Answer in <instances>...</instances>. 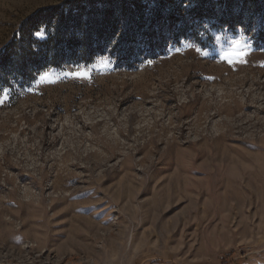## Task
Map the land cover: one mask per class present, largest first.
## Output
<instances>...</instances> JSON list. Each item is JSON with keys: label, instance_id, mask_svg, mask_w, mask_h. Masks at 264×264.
I'll use <instances>...</instances> for the list:
<instances>
[{"label": "rangeland", "instance_id": "rangeland-1", "mask_svg": "<svg viewBox=\"0 0 264 264\" xmlns=\"http://www.w3.org/2000/svg\"><path fill=\"white\" fill-rule=\"evenodd\" d=\"M82 1L0 0V55ZM141 2L89 63L0 72V264H264V0Z\"/></svg>", "mask_w": 264, "mask_h": 264}, {"label": "trees", "instance_id": "trees-1", "mask_svg": "<svg viewBox=\"0 0 264 264\" xmlns=\"http://www.w3.org/2000/svg\"><path fill=\"white\" fill-rule=\"evenodd\" d=\"M82 2L83 6H77L78 12L71 3H67L65 10L51 8L23 23L17 32L19 38L15 37L5 49L8 51L0 55V72L28 77L33 73L55 70L59 61L75 63L82 60L89 63L95 51L104 53L106 46L118 34L119 24L129 27L118 36L124 43L130 36V26L135 29L144 19L141 0L125 4L122 0ZM54 20L57 21L55 33H51L49 27ZM40 23L47 24L44 32L38 28ZM194 27L196 25L192 24L191 28ZM42 34L46 37L44 40L37 36Z\"/></svg>", "mask_w": 264, "mask_h": 264}, {"label": "snow or ice", "instance_id": "snow-or-ice-1", "mask_svg": "<svg viewBox=\"0 0 264 264\" xmlns=\"http://www.w3.org/2000/svg\"><path fill=\"white\" fill-rule=\"evenodd\" d=\"M247 55V45L243 43L242 39H234L230 41V45L226 51L221 54V60L229 64L244 62V57ZM77 78H88L89 74L87 70H78L74 73H70ZM40 82H52L50 80V73L43 72L39 75ZM7 90L0 92V103L6 101Z\"/></svg>", "mask_w": 264, "mask_h": 264}]
</instances>
